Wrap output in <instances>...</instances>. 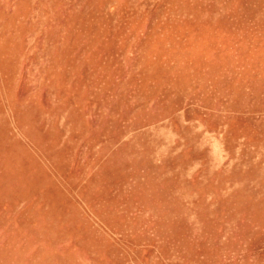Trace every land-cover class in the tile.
Masks as SVG:
<instances>
[{"label": "rangeland", "instance_id": "374dc122", "mask_svg": "<svg viewBox=\"0 0 264 264\" xmlns=\"http://www.w3.org/2000/svg\"><path fill=\"white\" fill-rule=\"evenodd\" d=\"M0 264H264V0H0Z\"/></svg>", "mask_w": 264, "mask_h": 264}]
</instances>
